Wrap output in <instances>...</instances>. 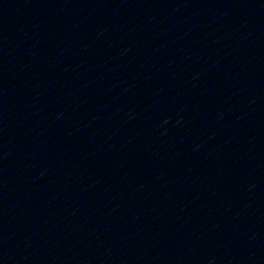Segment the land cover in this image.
Segmentation results:
<instances>
[{
  "label": "water",
  "instance_id": "1",
  "mask_svg": "<svg viewBox=\"0 0 264 264\" xmlns=\"http://www.w3.org/2000/svg\"><path fill=\"white\" fill-rule=\"evenodd\" d=\"M0 264H264V0H0Z\"/></svg>",
  "mask_w": 264,
  "mask_h": 264
}]
</instances>
